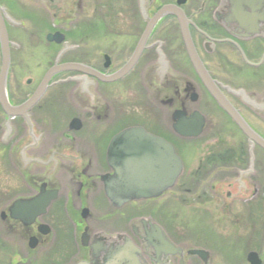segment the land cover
<instances>
[{"label": "flooded vegetation", "instance_id": "1", "mask_svg": "<svg viewBox=\"0 0 264 264\" xmlns=\"http://www.w3.org/2000/svg\"><path fill=\"white\" fill-rule=\"evenodd\" d=\"M103 1L98 9L95 0H0L8 104L28 103L47 79L23 112L9 116L0 105V251L7 264H126L129 241L141 264H212L208 242L200 248L175 243L155 219L136 214L141 203L159 201L176 185L153 200L121 204L107 196L117 172L111 142L124 130L142 129L173 148L183 174L181 154L193 141L210 127L232 126L243 141L229 137L230 146L216 138L197 170L233 176L209 185L210 196L221 207L236 203L258 229L264 217V35L239 37L223 24L226 0ZM98 43L106 50L95 56ZM3 63L0 41V75ZM21 73L20 86L14 81ZM195 116L202 118L201 135L180 134ZM148 223L181 254L157 255L148 247ZM246 241L257 248L247 255L264 264L260 231ZM191 249L204 251L205 263L188 255ZM64 256L69 260L61 263Z\"/></svg>", "mask_w": 264, "mask_h": 264}, {"label": "water", "instance_id": "2", "mask_svg": "<svg viewBox=\"0 0 264 264\" xmlns=\"http://www.w3.org/2000/svg\"><path fill=\"white\" fill-rule=\"evenodd\" d=\"M226 1L228 12L225 14L224 22H222L228 28H234L233 33L243 38L260 34L264 35V0ZM0 41L4 57L3 69L0 75V105L7 115L12 116L23 112L43 93L47 79L32 100L19 108L11 107L6 100L4 90L8 49L5 34L1 27ZM190 58L194 68L201 79L204 80L203 72L193 50H190ZM52 73H54V70L49 72L48 77ZM212 94L242 133L248 138H253L254 135L251 130L237 114L229 106L221 103L216 94L213 92ZM180 126L182 125L179 124L178 127L180 128ZM180 129L182 130L180 134L183 136L196 138L202 132V118L195 116L191 121L190 127L185 126ZM261 145L264 148V144ZM111 147L112 166L117 169V172L112 177L111 185H113L114 191L110 190L107 196L114 203L116 201L117 203L125 204L131 201L159 198L164 192L174 186L182 173V163L173 148L162 139L152 136L142 129L131 128L124 130L112 139ZM51 200L52 197L46 199L43 209L48 207ZM23 205L25 204H18L16 206L21 207ZM148 226L149 229L144 230L145 241L148 247L153 248L157 252V255L161 253L172 256L181 254V250L167 241L157 225L148 223ZM123 254L127 259L126 264H141L137 258L139 251L129 241H127L126 251ZM188 255L197 256L204 263L207 256L201 250H189ZM247 261L249 264H260L258 256L255 253L248 254Z\"/></svg>", "mask_w": 264, "mask_h": 264}, {"label": "rangeland", "instance_id": "3", "mask_svg": "<svg viewBox=\"0 0 264 264\" xmlns=\"http://www.w3.org/2000/svg\"><path fill=\"white\" fill-rule=\"evenodd\" d=\"M95 3L98 9H102L104 6L103 0H95ZM105 50L103 45L96 44L95 56L101 55ZM35 56L36 54L27 59L29 66ZM18 66L16 65V67ZM22 75L23 73L20 74L19 79L14 81L20 86L24 82ZM232 136L237 138L236 141L242 140L240 134L229 125L218 128L210 127L206 130L201 137L192 142L190 151L181 154L185 169L172 193L156 202L141 203L139 211L136 213L139 216H150L159 222L175 243L183 244L188 248H200L202 244L208 242L207 247L211 249L212 254H216V256L213 254L215 260L212 261V264H246L247 253L257 249L249 246L246 241L248 237L252 235V232L258 230L262 241L264 239V217L261 219L258 229L254 230L251 228V222L249 223L243 208L238 207L236 203H233L229 208L221 207L220 201L213 195L210 196L209 185L218 184L220 180L231 179L233 176L216 173L205 174L197 170L200 161L208 151L214 150L216 138L222 137L225 143L231 146L232 141L229 137ZM236 180L234 178L232 181ZM204 199L209 202L205 203ZM131 214L135 215L134 212ZM204 238H208V240ZM220 241L222 244L218 245ZM238 242L244 243L245 246ZM231 248L237 249L236 254L231 251ZM260 255L264 259V249ZM56 258V256H52V259ZM68 260L64 256L60 262L66 263ZM193 263L199 264L196 261ZM0 264H7L6 253L2 251H0Z\"/></svg>", "mask_w": 264, "mask_h": 264}]
</instances>
